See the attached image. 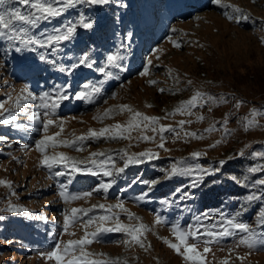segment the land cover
<instances>
[{
  "label": "rangeland",
  "instance_id": "1",
  "mask_svg": "<svg viewBox=\"0 0 264 264\" xmlns=\"http://www.w3.org/2000/svg\"><path fill=\"white\" fill-rule=\"evenodd\" d=\"M125 2L126 8H117L114 3L108 5L119 14L120 24L115 32L121 33L120 38H115L114 33L99 34L96 29L103 19H99L92 5L81 4L87 10L82 12L85 16L95 17V28L91 32L79 28L75 41L62 42V47L70 53H79L87 49L89 42L94 43L99 50L94 53L99 67V61L114 49L123 34L134 32L124 53L127 71H119V80L85 67L68 76L53 69L51 64L41 62L40 52L5 55L0 47V101L5 107H11L15 99L23 95L21 90L25 86L38 96L53 85L69 81L71 94L84 90L80 86L85 81L101 89L100 93H93L91 102L75 98L63 101L50 115L55 123L46 133L42 124L27 120L25 115H20L17 122L25 124L28 131L17 130L0 120V130L2 127L7 130L0 131V136L6 138V142L0 141V180L6 182L0 184V216L3 217L0 219V264H56L46 255L54 247L53 237L63 242V249L67 241L84 239L86 234L89 243L73 245L68 253L62 252L65 264L73 259L104 264H193L181 254L183 246L181 253L170 247V243H178L172 225L185 231L192 226L191 230L195 231L197 221L193 218L201 217L199 223L211 228L221 211L232 218L239 216L247 223L256 242L251 247L241 244V238L249 239V234L239 230L218 243L205 244L204 238L197 242L189 237L188 243H197L203 264H264V243H260L264 240V224L256 215L260 205L253 202L246 204V213L239 211L240 204L245 203L246 191L261 190L259 186L252 189L251 183L264 178V173L249 172L252 166L264 165V156L252 154L264 153V0H219V3L181 0L178 6L170 7L166 15L159 18H154L151 7L165 0ZM9 6L25 8L15 0L5 5ZM64 19V23L75 21L73 17ZM145 19L150 23L146 25ZM45 28L52 33L54 26L41 23L36 31ZM89 33L92 39L87 36ZM149 33L157 36L153 43L149 42ZM144 42L148 46L146 49ZM176 42L179 47L175 46ZM56 59L67 65L73 57L57 53ZM149 60L151 64L147 65ZM146 65L148 72L140 75ZM197 92L216 97L217 102L193 108L191 114L176 111ZM237 101H242L239 107ZM43 111L39 110L42 119ZM135 113L142 115L137 117ZM144 117L156 118L147 129L141 123ZM182 120L191 123L181 126ZM117 124L121 125L122 136L93 138L90 135L89 130L98 132L106 127L115 131ZM132 124L140 126L129 127ZM193 132L197 135H186ZM56 133H60L57 143H50L44 153L35 147L36 139ZM81 136L86 139L77 140ZM144 136L153 138L146 140ZM65 140L69 144L65 145ZM241 151L243 156H238ZM144 152L155 153L157 158H144V162L130 164L123 173L114 172L116 183L106 192L94 191L101 182L111 180L95 165L92 167L98 171L97 175L77 174L71 162L52 169L40 163L44 155L64 153L83 162L78 163V167L91 165L95 159L107 161L105 167L112 170L113 164L117 168L124 167L125 159ZM194 152L204 155L193 158ZM94 153L103 155L94 156ZM219 160L227 163L196 189L187 187V177L166 178L172 164L220 167L216 163ZM70 171L71 183H68L67 174L56 175ZM231 175L237 177L236 183L229 178ZM153 181L157 183L153 185ZM241 182L244 186L238 187ZM180 187L184 192L191 191L192 198L181 201L179 195L182 193H176ZM84 192H91V195H80ZM72 195L79 198L72 200ZM158 195L167 203H158ZM120 203L122 208L109 207ZM166 205L167 210L174 213L173 217L164 216ZM10 206L11 211L8 210ZM17 208L25 209V214H17ZM73 208L90 211L78 212L73 220ZM65 215L70 217L66 231L63 230ZM205 215L212 219H203ZM100 216L108 219L102 221ZM88 220L92 223L88 224ZM116 223L128 226L129 230L138 229L143 247L132 241L127 232L102 233L96 238L90 235L101 225L114 227ZM24 224L30 227L32 234H21L26 229ZM22 225L19 235L14 228ZM206 246L210 248L207 253L203 251Z\"/></svg>",
  "mask_w": 264,
  "mask_h": 264
},
{
  "label": "snow or ice",
  "instance_id": "2",
  "mask_svg": "<svg viewBox=\"0 0 264 264\" xmlns=\"http://www.w3.org/2000/svg\"><path fill=\"white\" fill-rule=\"evenodd\" d=\"M215 3H219V0H214ZM13 0H0V47H2L3 53L5 55H10L12 52L17 54L24 53L28 51L32 52H40L41 54L38 56V59L41 62L49 63L52 65L53 69L58 70L60 73L71 76L72 73L81 67H85L87 69H92L95 72L99 73L104 77H108L110 79L119 80V71H127L126 66L124 65V61L126 59L125 52L129 47L127 43L134 36V32L127 31L123 34V38L119 39V42L115 44L114 49L111 52H108L103 56V59L99 61L100 66L97 67V59L94 56V53L99 51L94 43L89 42L86 50H83L79 53H70L65 51L62 47V42H72L75 41L77 37V29L82 28L86 32H91L96 25V19L93 16H85L83 13L79 14V17L76 21H69L67 23H63L57 25L53 28L52 33H49L47 29H42L40 31H36L40 24L43 22L51 23L52 20L63 15L69 8L74 7L76 5L86 4L93 6H105L109 4H115L117 8H126L127 4L125 0H15V3L18 5H23L25 8L22 10L20 7H5V5H11ZM239 11V9H237ZM114 21L119 26L120 18L119 14L114 16ZM144 23L147 25L150 23L148 19H145ZM175 31V29H173ZM115 38H120L121 33L115 32ZM175 46L179 47V42L175 43ZM43 50V51H41ZM57 53L62 55L73 57L72 62L70 64L64 65L63 63H59L56 59ZM151 61H147V65H150ZM145 66L143 70L140 72V75H144L148 72V66ZM112 69H116V72H113ZM149 83H154L153 81H149ZM191 83V81H189ZM81 89L77 90L74 94H71L72 84L69 81L66 84H57L53 85V87L49 91H44L43 93L36 95L31 92V90L25 86L21 91L23 95L18 96L13 105L11 107H5L4 102L0 101V120L4 123L9 124L17 130L24 129L28 131L29 129L25 124L19 123L18 117L20 115H25L26 119L29 121H36L42 124L43 131L46 133L49 126L53 125L55 121L50 117V115L54 114L60 104L63 101L75 98L81 101L91 102L93 93H100V87H95L90 85L87 81L81 84ZM89 87L92 88L91 91H87ZM163 91V90H161ZM9 100L12 99L11 96L7 97ZM219 100L223 102H227L224 97H219ZM39 101V102H37ZM217 98L211 95H206L204 93L197 92L193 95L188 101L184 102L181 107L177 108V112H188L191 114V110L196 107H203L208 103H216ZM242 103V101H237V107ZM126 107V106H125ZM43 109V119L41 118V114L39 110ZM211 111V109H209ZM107 115V113H105ZM137 117H140L142 114L135 113ZM156 118L152 117H144L141 123L145 129L149 128L151 123ZM198 119H202V117H198ZM144 121H148L145 123ZM185 123H191V121H180V125H184ZM139 124H132L129 127H139ZM115 131L112 128L106 127L100 129L98 132L94 130H89L90 135L95 138L97 136L103 137L105 135H110L113 138L123 135V130L121 129V125L117 124L114 126ZM31 131H37L36 128H31ZM154 132L155 128L152 129ZM246 130H248V126L246 125ZM164 129L161 128V132ZM60 133H56L53 136L44 135L40 139H36L34 141L35 147L41 152L44 153L46 148L51 143L55 145L57 143L56 137H58ZM186 135L196 136V133H187ZM143 139H152L153 137H142ZM86 137L81 136L78 137L77 140L83 141ZM0 141H5L6 138L0 136ZM65 145L69 144V141H63ZM160 147H163V143H161ZM243 151L238 153V156H243ZM256 156H264V153H252ZM94 156L103 155V153H94ZM203 153L194 152L192 154L193 158H199ZM144 158L153 159L157 158L155 153L144 152L137 154L133 157H128L125 159L124 167H115L112 165V170H109L105 167L107 161L105 160H95L91 161V165H87L84 168L76 166L78 162L73 158L67 157L64 153H59L58 155H44L42 160L40 161L42 166L47 167L48 169H52L56 165H64L67 166L71 162L72 170L77 174H91L97 175L98 171L103 173L105 177H111V180L108 183L101 182L97 189L94 191H108L111 189L116 183L115 173H123L125 168H127L130 164H140L144 162ZM111 160V157H109ZM220 167H216L213 164H209L208 167H201L199 164L195 165V168L191 166L187 167H178L176 164L171 165L170 171L166 172V178H171L174 175H179L181 177H187L188 183L187 187L189 189H196L204 179H206L210 175L217 174L223 165L227 163L226 160H219L216 162ZM93 165L96 166L98 171L93 170ZM249 172L251 173H264V165L260 167L252 166L249 168ZM69 176L68 183H71L72 172H57L56 175H65ZM234 183L237 182V177L235 175H231L229 177ZM6 183L5 181L0 180V184ZM157 181H153L154 185ZM238 187L244 186L243 182L237 184ZM257 186L260 187V191H252L248 193L247 191L244 193L245 203L240 204L239 211L247 212L246 204H252L253 202L258 203L260 205L256 215L262 218V224H264V178H258L253 183H251L250 187L252 189H257ZM176 193L180 194L179 199L181 201L192 198V192H184L183 187L177 188ZM64 193H61L63 196ZM80 195L89 196L91 192H84ZM78 195H72L71 199H78ZM67 199V197H65ZM164 203H167L165 200ZM103 208V205H100ZM111 207H120L122 208V203L117 204ZM8 210H12L11 206ZM17 214H25V209L17 208L15 209ZM90 209H71L72 219H76V214L78 212H87ZM131 215V214H129ZM219 219L214 221L211 225V228L202 225L199 223L201 217H194L193 219L197 221V226L195 231L191 230L192 226H189L187 231L181 230L179 226L172 225L173 232L175 233L176 239L178 243H170V247L175 249L178 253H181V246H183V253L188 260L192 261L193 264H203V257L198 253L197 243H188L187 240L189 237L195 239L197 242H200L202 238L205 244H209L212 242L218 243L221 239L225 237H231L236 234L234 230H239L240 232L248 233L249 239L241 238V244H247L251 247L256 241L254 239V233L250 232L249 225L242 220L237 218H232L230 215L226 216V214L221 211L218 214ZM0 219H3L0 216ZM100 220H107V216H100ZM159 217L157 220L159 222ZM203 219H212L210 216L205 215ZM70 217L68 215L64 216L63 230L66 231L69 227ZM88 224L92 223V220H88ZM141 228L143 225L140 226ZM202 229V231H201ZM110 232H127V234L131 237L132 241L141 244L142 242L138 238V229L131 228L129 230L128 226H125L122 223H116L114 227H104L103 225L99 226L96 232L91 233L90 235L93 238H96L99 234L102 233H110ZM88 234H86L84 239L81 240H69L66 242V246L62 249L61 244L62 241L54 238V247L51 251H49L46 255L48 259L55 260L56 264H65L63 253H68L70 247L73 245H82L84 243H89L87 239ZM251 241V242H250ZM260 243H264V240H261ZM205 253L210 251L209 247H205L203 250ZM67 264H104L101 261L89 262L83 259H73L68 261Z\"/></svg>",
  "mask_w": 264,
  "mask_h": 264
},
{
  "label": "trees",
  "instance_id": "3",
  "mask_svg": "<svg viewBox=\"0 0 264 264\" xmlns=\"http://www.w3.org/2000/svg\"><path fill=\"white\" fill-rule=\"evenodd\" d=\"M140 1H142V0H140ZM180 1L181 0H165V2L159 3V5L155 3V5L151 7V9L153 11L152 14H153L154 18H159L160 16L166 15V13L170 9V7L174 8L175 6H178V4H180ZM91 7L94 10L98 11L97 13L99 15V19H103V21H99L100 22L99 27L96 29L97 32L99 34L105 35V36L109 35V34L112 35L113 33H115V30L117 29V24L114 21V16L117 15V13L111 8V6L105 5V6L97 7V6L92 5ZM84 9H85V7L83 5H79L78 7L71 10V12L69 11L68 13H64L63 15H61V17H59V19L56 18L54 21L52 20L51 23H48V22H43V23L45 25H52L55 27L57 25L63 24L65 22L64 18H66V17H73L76 21L78 19L80 13H82L83 11L87 12V10L86 9L84 10ZM147 29L149 30V27H147ZM87 36L89 37V39H92L91 33L87 34ZM148 38H149L150 43H153L154 41L157 40V36H155L154 34L150 35V33H149ZM143 47L145 49L148 47V46H146V42L143 43ZM0 131H7V130L4 127H2ZM158 187L161 188V185H159ZM168 192H165V195H167ZM230 195H228V196H230ZM156 198H158V200H159L158 203L165 201V198L162 195H158ZM153 201H154V198H153ZM168 201L171 202V200H168ZM158 205H160V204H158ZM157 208H159V206H157ZM167 209H168L167 205L164 206L163 210L167 211V213L164 216L173 217L172 214H174V213L172 211L171 212L168 211ZM160 211H162V207H161ZM24 225H25L26 229L23 230L22 231L23 233H21V234L29 235L31 233V231H30L31 229H30V227L27 228L26 224H24ZM23 227L24 226L22 225L20 228H14V230L17 231V233L19 234V230L23 229ZM22 237H24V236H22Z\"/></svg>",
  "mask_w": 264,
  "mask_h": 264
}]
</instances>
